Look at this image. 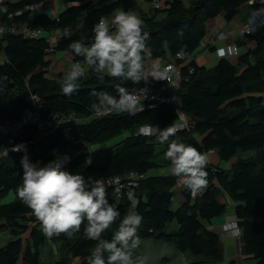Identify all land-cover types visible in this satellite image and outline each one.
Returning <instances> with one entry per match:
<instances>
[{
	"label": "trees",
	"instance_id": "1",
	"mask_svg": "<svg viewBox=\"0 0 264 264\" xmlns=\"http://www.w3.org/2000/svg\"><path fill=\"white\" fill-rule=\"evenodd\" d=\"M73 2L57 18L46 14L32 16L25 12L10 18V14L23 11L27 6H36L39 0H21L9 7L0 8V24L28 23L32 28L42 27L51 32L61 27H79V34L58 43L60 51L68 52L75 63L84 64L70 49L71 42L81 40L90 43L93 25L101 16L123 8H135L139 0H108L78 4ZM157 0H143L148 5ZM253 0H195L186 6L182 0L165 1L162 9H156L150 18L142 17L143 31L154 59L176 56L180 51L196 53L207 35V20L224 15L227 21L238 14L239 8ZM256 46L237 56L234 62L224 57L211 69L201 68L193 61L182 65L179 86L165 91L153 108L133 115H110L88 122L78 123L70 132L64 128L43 133L36 126H26L15 137L12 149L21 143L27 145V155L32 162L42 165L61 156L58 152L68 145H89L92 151L71 154L66 170L80 173L86 179H104L125 176L131 172L146 174L137 191L139 204L133 209L124 198L116 204L120 216L102 234L110 240L120 220L132 211L142 215L138 229L141 241L154 239L177 246L181 253L190 252L195 260L188 264H222L220 235L211 231L206 223L224 216L227 205L220 201L225 193L234 205V215L242 231L244 254L257 264H264V26L249 37ZM46 39H26L8 34L0 40V124L19 120L32 105L31 95H37L42 105L41 114L75 113L81 118L90 117L89 105L96 98L93 91L106 90L116 94L122 85L135 91L144 85L105 77L103 81L91 68H87L80 81V88L72 95L60 90L59 80L46 77L49 67ZM190 68L194 72H190ZM6 101H10L9 104ZM185 115L190 129L179 130L171 139L179 138L202 153L216 151L221 162L227 164L206 167L208 183L204 190L193 196L185 188L184 203L174 210L176 188L180 179L170 173L153 174L161 165L156 162L159 143L154 136L139 132L150 125L161 129L171 124L178 125ZM123 137L115 146H107ZM5 141L0 138V151ZM250 154L249 156H245ZM25 153L11 150L0 158V232L8 230L11 239L0 248V264H87V257L98 241L88 239L84 226L71 236L61 233L46 237L41 224L32 211L15 195L6 201L22 184L20 160ZM170 162L168 161V166ZM109 202L113 204V189L106 188ZM179 226L177 232H169L171 224ZM52 241L61 244L66 255L54 262L42 259V249ZM73 259V261H72Z\"/></svg>",
	"mask_w": 264,
	"mask_h": 264
},
{
	"label": "clouds",
	"instance_id": "2",
	"mask_svg": "<svg viewBox=\"0 0 264 264\" xmlns=\"http://www.w3.org/2000/svg\"><path fill=\"white\" fill-rule=\"evenodd\" d=\"M142 25V19L131 10L115 9L110 22L101 16L91 29L90 43L81 40L70 43V49L83 58L84 64L77 62L71 65L59 81L60 90L65 95L74 94L81 86L86 65L101 81L108 77L138 85L143 82L145 85L135 93L122 85L116 87L115 95L106 90L93 91L96 99L89 105L93 115L101 117L116 111L129 114L143 111L141 99L147 98V85L152 80L168 79L169 69L162 68L159 60L152 57L146 44L148 33L143 31ZM5 27L0 24V32L5 31ZM180 128L175 124L162 129L145 125L140 128V133L154 136L161 144H168L164 155L170 162V173L178 177L184 188L195 196L208 183L205 170L208 156L178 137L170 140ZM12 150L25 153L20 160L22 184L17 188V195L41 224L46 237L52 238L61 233L71 236L79 232L83 225L85 236L98 241L87 257V264H144V258L135 255V250L141 245L138 229L143 220L138 212L125 215L110 240L102 239V234L120 216L107 197L105 185L111 181L86 179L78 172L66 170L65 156L43 165L34 163L29 159L24 143ZM128 199L135 209L139 200L132 193L128 194Z\"/></svg>",
	"mask_w": 264,
	"mask_h": 264
},
{
	"label": "crops",
	"instance_id": "3",
	"mask_svg": "<svg viewBox=\"0 0 264 264\" xmlns=\"http://www.w3.org/2000/svg\"><path fill=\"white\" fill-rule=\"evenodd\" d=\"M20 1L21 0H18L15 4L19 3ZM39 1L40 2L35 6V12L31 14L33 17L38 14H46L52 19H55L69 6L74 4V1L68 2L67 0ZM98 1L101 0H83L78 4H87L88 2ZM115 1L116 0H108L106 4H110ZM165 1L172 0H159V9L164 7ZM182 1L186 6H190L195 0ZM156 9L155 3L148 5L143 2V0H139L137 6L131 9V11H134L140 18H150L155 14ZM1 10L8 12L9 7H2ZM112 13L105 16V18L109 19V22L111 20ZM247 26H251L254 32L257 31L258 28L264 26V7L254 4L253 1H250L239 8L236 17L230 21H227L223 14L216 18L207 20L205 24L207 35L204 38L201 47L195 53L194 61L201 68L211 69L214 68L218 62L225 57V51L233 45L238 46L239 54H242L248 50H252L256 46L255 41L251 40L250 38H248L246 41L240 40L241 30ZM75 29L77 34L84 37L83 32L79 27H76ZM221 36H223V38H221ZM4 37L5 36L0 35V40H2ZM84 39L87 40L85 37ZM55 46L56 52L53 55L51 54L47 56L49 67L45 68L46 77L52 81L59 80L61 76L70 69L71 65L75 63L68 52L60 51L58 49V42H56ZM171 58V55H167L165 58L158 59L160 66L163 67L168 61L171 60ZM230 59L235 62L237 57H230ZM4 60V57L1 56L0 61ZM3 148L4 155L12 150L11 148L10 150H8L6 147ZM210 154L213 156L212 159L210 158ZM207 156L208 163L206 167H210L211 165H220L224 169L228 168L227 164L221 162V160L218 158L216 151L207 153ZM161 173H169L168 166L165 169L159 168L155 174ZM183 188V183L180 180V184L176 188V197L173 203L174 210L178 209L181 204L184 203ZM227 199L228 202H225L223 199H220V201L227 205L229 211H227L224 216L214 219L211 223H206V226L211 231L220 235V248L223 256L222 264H257V262L251 257L244 254L241 239H236L223 232L222 226L227 221V218L234 215V205L228 197ZM178 230L179 226H177L176 223L171 224L169 227V232H177ZM135 255L143 257L144 264H188L189 262L195 260V257L190 252L181 253L177 246L162 241H156L154 239L141 241L140 247L135 250ZM186 257L188 258L186 259ZM183 260L186 262L184 263ZM73 264H77V262L74 260Z\"/></svg>",
	"mask_w": 264,
	"mask_h": 264
},
{
	"label": "built area",
	"instance_id": "4",
	"mask_svg": "<svg viewBox=\"0 0 264 264\" xmlns=\"http://www.w3.org/2000/svg\"><path fill=\"white\" fill-rule=\"evenodd\" d=\"M18 0H0V8L10 7L15 4ZM254 4L264 7V0H253ZM156 8L159 9V0L155 2ZM35 6H27L25 10L18 11L14 14H10L9 17L13 18L15 16H21L25 12H35ZM251 26H247L241 30L240 40L246 41L250 34H253ZM8 34H16L23 36L26 39L36 40V39H46L49 47L47 49V56L53 55L56 52V42H62L65 39L71 38L76 34L75 27L67 26L57 28L51 32H47L42 27L32 28L28 23H12L5 27V31L0 32L1 36H6ZM56 40V41H54ZM91 42V38L89 39ZM239 55V48L237 45H233L225 51V57H233ZM195 59L194 53H189L186 51H180L176 56L172 57L162 68L167 67L169 69V78L166 80H152L148 85L147 98L145 100L141 99V104L144 105V110L148 108H153L158 102L160 96L169 90H173L179 86L182 78V65L181 63L186 61H193ZM82 64V63H81ZM83 65V64H82ZM190 72L193 73L194 69L190 68ZM145 85L141 86V88ZM140 88V87H139ZM137 88L134 93L138 91ZM32 105L28 107L22 117L13 123H1L0 124V138L5 141L4 146L8 150L12 149L15 143V137H17L21 131L29 125L36 126L41 132H52L60 128H64L67 132H70L72 127L78 123L88 122L93 119H100L110 115H133L126 112H113L108 115L97 117L91 115L90 117L81 118L75 113H65V114H52L47 117H43L41 114L42 105L39 101L37 95H31ZM143 110V111H144ZM137 112L135 114L141 113ZM181 126L180 130L190 129L192 126L189 123L188 118L183 115L181 122L178 124ZM140 132V131H139ZM152 136V135H146ZM4 149V148H3ZM4 155V151H0V158ZM66 157V162L64 168L67 169L72 156L70 154L62 155ZM168 172L170 173V165L168 166ZM171 174V173H170ZM147 178L146 174H141L138 172H131L125 176H114L104 178L105 181H111L106 183V188L113 189V205L116 206L118 202L124 198L128 199V194L132 193L137 199V191L141 186L143 180ZM98 179V178H97ZM102 179V178H100ZM95 180V179H92ZM129 200V199H128ZM223 232L231 235L236 239H241L242 231L238 224V219L235 215L227 218V221L222 226Z\"/></svg>",
	"mask_w": 264,
	"mask_h": 264
},
{
	"label": "rangeland",
	"instance_id": "5",
	"mask_svg": "<svg viewBox=\"0 0 264 264\" xmlns=\"http://www.w3.org/2000/svg\"><path fill=\"white\" fill-rule=\"evenodd\" d=\"M7 104L10 103V101H6ZM140 131V130H139ZM123 140V137H119L112 142H110L107 146H115L119 144ZM168 146L167 145H161L158 147V154L156 157V162H158L161 166V169H165L168 166V160L164 153L167 151ZM80 151H92V147L89 145H68L63 148L58 152L59 154L65 155V154H72L74 152H80ZM7 154V153H6ZM250 154H246L245 156H249ZM212 154H210V158L212 159ZM224 165V164H223ZM154 174L156 172H153ZM18 196L17 194L12 193L7 197L6 201H11L14 199V197ZM220 199L225 200V202H228L227 196L225 193H221ZM229 211V208L227 209ZM11 239L10 233L8 230H2L0 232V248L4 247L8 241ZM66 255V251L62 249L61 244H56L52 241H49L48 244L42 249V259L47 262H54L57 258H60L62 256ZM188 257H186L187 259ZM163 262V261H162ZM185 263L186 261L183 260Z\"/></svg>",
	"mask_w": 264,
	"mask_h": 264
}]
</instances>
